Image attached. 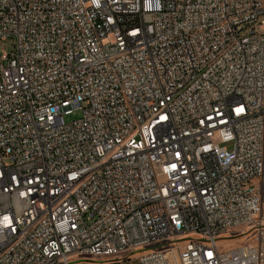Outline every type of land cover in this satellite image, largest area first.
Here are the masks:
<instances>
[{
	"label": "built area",
	"instance_id": "obj_1",
	"mask_svg": "<svg viewBox=\"0 0 264 264\" xmlns=\"http://www.w3.org/2000/svg\"><path fill=\"white\" fill-rule=\"evenodd\" d=\"M3 37L0 264H264V0H0Z\"/></svg>",
	"mask_w": 264,
	"mask_h": 264
},
{
	"label": "rangeland",
	"instance_id": "obj_2",
	"mask_svg": "<svg viewBox=\"0 0 264 264\" xmlns=\"http://www.w3.org/2000/svg\"><path fill=\"white\" fill-rule=\"evenodd\" d=\"M12 39L10 37H3L1 38L0 40V49L2 52H10V50L12 49ZM79 116L78 113H74L72 115H70L69 118H73V117H77ZM160 180H163L162 178ZM220 243V249L221 250H225L227 248H231L233 246H235L236 244L234 243H230L229 245H225L224 243L222 242H219Z\"/></svg>",
	"mask_w": 264,
	"mask_h": 264
}]
</instances>
